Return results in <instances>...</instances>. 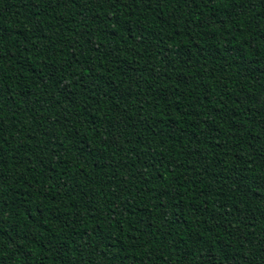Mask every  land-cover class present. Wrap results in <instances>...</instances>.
I'll list each match as a JSON object with an SVG mask.
<instances>
[{
	"label": "trees",
	"instance_id": "16d2710c",
	"mask_svg": "<svg viewBox=\"0 0 264 264\" xmlns=\"http://www.w3.org/2000/svg\"><path fill=\"white\" fill-rule=\"evenodd\" d=\"M0 264H264V0H0Z\"/></svg>",
	"mask_w": 264,
	"mask_h": 264
}]
</instances>
